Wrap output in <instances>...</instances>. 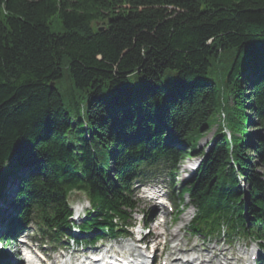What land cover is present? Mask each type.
I'll return each mask as SVG.
<instances>
[{
	"label": "trees",
	"instance_id": "trees-1",
	"mask_svg": "<svg viewBox=\"0 0 264 264\" xmlns=\"http://www.w3.org/2000/svg\"><path fill=\"white\" fill-rule=\"evenodd\" d=\"M156 174L192 235L264 240V0H0V264L31 224L70 235L73 189L79 239L125 235Z\"/></svg>",
	"mask_w": 264,
	"mask_h": 264
},
{
	"label": "rangeland",
	"instance_id": "rangeland-1",
	"mask_svg": "<svg viewBox=\"0 0 264 264\" xmlns=\"http://www.w3.org/2000/svg\"><path fill=\"white\" fill-rule=\"evenodd\" d=\"M249 90L251 91V88L249 87ZM249 93V91L247 92ZM255 123V119L253 121ZM217 130V125H214L212 127V129L210 130V132H208L206 135H204L203 137H201L198 140V144L200 149H209L210 145H211V141L213 138V135L215 133V131ZM249 130L253 133H256L258 129H256L255 127H250ZM260 130V129H259ZM258 130V131H259ZM195 160V161H194ZM199 160V157L195 156V157H188L186 160H184L181 165H180V172L178 174V178H177V189L178 192L181 191L182 189V183L189 177L190 175V171L192 169H194V164L195 162L197 163ZM158 186V187H162V188H169L170 186V179L168 177H164V176H157V174L155 176H152L151 178L145 179L143 181H141L140 183H137L134 185V189L135 192H137V200H138V208L136 210V213L134 214V228H132L130 230L131 232H134L136 230L139 229L138 224L140 222V220H142L143 218H148V230L147 232H152V235H154L157 231H163L164 227H160L155 229L154 224H158L161 223L160 220H163L164 218H160V217H156L154 218L153 214L151 215V210L149 208V206H147L148 201L143 199V194L140 192L142 189V186ZM169 196H170V191H169ZM180 198L178 197L177 201H175V207H176V213L178 212V210L183 211V215H181L180 217H176V214H172L170 212L167 211V214L165 216V221L168 224L167 228H168V237L172 236L171 232H175L179 229L180 226H184L183 229L182 227L180 228L179 232V236L180 237H186L182 238L180 247H182L183 249L188 248L191 249L193 252L194 250H196L194 253H196L197 251H201V252H208L206 251L207 248L204 247H208L209 250L211 249V253L210 255L213 254H222L223 252H226L227 254H229L231 257L233 258H242L243 260L245 259H249L250 258V254L246 253L247 250H250V252L252 253L253 248H255V245L252 243H250L247 239H232L229 238L228 236L225 237H214V238H199V237H192L189 234V230H188V224L191 221V219L194 216L195 213V208L190 206L188 208L185 207V205L189 202V199H187V203H183L180 202ZM154 203V202H153ZM155 208V207H154ZM159 209H161V207H159ZM143 210V211H142ZM143 213L146 214L145 217H143ZM155 215V214H154ZM190 215V217L188 218V216ZM153 230V231H152ZM170 230V231H169ZM154 233V234H153ZM167 237V238H168ZM166 238V239H167ZM173 238V237H172ZM169 239V238H168ZM167 239V240H168ZM185 239V240H184ZM172 242L174 243V240L171 239ZM22 242L17 243V246L15 248V246L11 245V248H8V252L10 253V259H12V261H18L20 259L19 254L17 255V252L19 251L20 245H23V243H27L29 245H31L33 248H36L41 254H47L50 256V259L54 260V261H58V260H68L69 255H66L65 257H63L62 255V251L63 253L65 252L64 249H66L67 247L71 248L70 252H73L74 256L77 258H84V256H87L89 254V252H91L94 248H100L101 250L105 251L107 249H109L110 247L112 248V250L121 252V253H125V252H129V250H131V245H137L136 240L134 237H128V238H124V239H119V240H109L107 237L101 239V241L98 242V244L96 246H94V248H87L85 245H78L76 247H74V249L72 248L73 242H68L65 243L62 246L59 247H55V246H51V245H44L46 244L45 241L42 239V237L37 233L36 230V226H31L28 229V232L25 233V235L22 237ZM164 243V241H163ZM175 243L172 244L169 242V247L166 248V252L169 253V251L171 250V247H174ZM192 245H197V247L192 246ZM206 245V246H205ZM142 248H144V245H140ZM163 247V246H161ZM172 247V250H173ZM204 248V249H203ZM141 250V249H140ZM175 253L176 250H173ZM132 252L134 254H137L138 251L137 249L134 250L132 249ZM66 253V252H65ZM224 254V253H223ZM217 256V255H216ZM5 261V260H4ZM58 263V262H57Z\"/></svg>",
	"mask_w": 264,
	"mask_h": 264
},
{
	"label": "bare ground",
	"instance_id": "bare-ground-1",
	"mask_svg": "<svg viewBox=\"0 0 264 264\" xmlns=\"http://www.w3.org/2000/svg\"><path fill=\"white\" fill-rule=\"evenodd\" d=\"M147 206H149V208L152 212L155 213L157 211V206L153 203V200H150L148 202ZM189 217H190V215L188 216V218ZM159 226L164 227V230L163 231H157L155 234L153 233L154 235L152 236V238L154 239V241L157 244L161 243L162 240H165L169 235L168 234V228H167L168 224L166 223V221H164V223L161 222L158 224L157 223L154 224L155 229L159 228ZM181 227L183 229L184 226L183 225L180 226L179 229L175 232H171L169 230L172 236L168 237L169 241L167 240L168 238L166 239L167 243L168 242H170L172 244L175 243L174 247L173 246L172 247H173V250H176V252L173 253L174 251L172 250V247H171V254L167 257L169 264H238L239 258L235 259V258L231 257L229 254H220L217 256H216V254L210 255L211 249L209 250V248L207 246L205 248H207L206 251H208V252H205V251L204 252H201V251L198 252L197 251L196 253H194L196 250H194V252H193L191 249H188V248L183 249L182 247H180V245H182L181 244L182 238L186 239V237L185 236L184 237L179 236L180 232L182 231L181 230L179 232ZM171 239L174 240V243L172 242ZM186 240H189V239H186ZM167 243H166V245H167ZM192 246L197 247L196 245H192ZM131 248H133V247H131ZM111 250H112V248L110 247L106 251V253H109ZM113 252H116V251H113ZM253 254H255V251H253ZM126 258L128 260H130L133 257L127 256ZM180 260H182V261H180ZM135 262L137 263L138 260H135ZM138 264H141V263L139 262Z\"/></svg>",
	"mask_w": 264,
	"mask_h": 264
},
{
	"label": "water",
	"instance_id": "water-1",
	"mask_svg": "<svg viewBox=\"0 0 264 264\" xmlns=\"http://www.w3.org/2000/svg\"><path fill=\"white\" fill-rule=\"evenodd\" d=\"M96 24H99V22H95V25H96ZM96 30H97V32H100V33H101V32H103V31H105V30H106V28H105V27H103V26H101V25H99V27H97V29H96Z\"/></svg>",
	"mask_w": 264,
	"mask_h": 264
}]
</instances>
